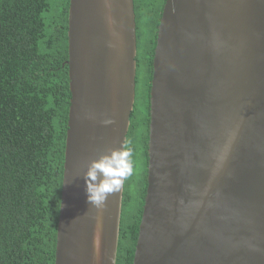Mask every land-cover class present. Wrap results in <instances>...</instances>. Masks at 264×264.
Returning <instances> with one entry per match:
<instances>
[{
  "label": "water",
  "instance_id": "obj_1",
  "mask_svg": "<svg viewBox=\"0 0 264 264\" xmlns=\"http://www.w3.org/2000/svg\"><path fill=\"white\" fill-rule=\"evenodd\" d=\"M68 24L55 264H116L125 180L97 209L85 176L92 161L126 149L134 0H70ZM153 67L133 264H264V0H167Z\"/></svg>",
  "mask_w": 264,
  "mask_h": 264
},
{
  "label": "trees",
  "instance_id": "obj_2",
  "mask_svg": "<svg viewBox=\"0 0 264 264\" xmlns=\"http://www.w3.org/2000/svg\"><path fill=\"white\" fill-rule=\"evenodd\" d=\"M167 0H134L136 102L116 264H133L148 187L150 91ZM70 0H0V264H55L71 106Z\"/></svg>",
  "mask_w": 264,
  "mask_h": 264
},
{
  "label": "clouds",
  "instance_id": "obj_3",
  "mask_svg": "<svg viewBox=\"0 0 264 264\" xmlns=\"http://www.w3.org/2000/svg\"><path fill=\"white\" fill-rule=\"evenodd\" d=\"M131 155L130 150H116L91 162L85 176L86 193L91 205L101 209L109 195L120 191L123 181L133 172Z\"/></svg>",
  "mask_w": 264,
  "mask_h": 264
},
{
  "label": "flooded vegetation",
  "instance_id": "obj_4",
  "mask_svg": "<svg viewBox=\"0 0 264 264\" xmlns=\"http://www.w3.org/2000/svg\"><path fill=\"white\" fill-rule=\"evenodd\" d=\"M125 184V183H124ZM125 188V187H124Z\"/></svg>",
  "mask_w": 264,
  "mask_h": 264
}]
</instances>
